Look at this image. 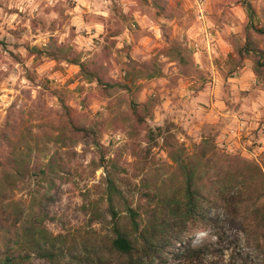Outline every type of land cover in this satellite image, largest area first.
Masks as SVG:
<instances>
[{
  "label": "rangeland",
  "instance_id": "rangeland-1",
  "mask_svg": "<svg viewBox=\"0 0 264 264\" xmlns=\"http://www.w3.org/2000/svg\"><path fill=\"white\" fill-rule=\"evenodd\" d=\"M256 29H264V0H0V158L31 140L42 154L57 146L65 119L58 98L99 131L101 147H72L46 206L43 226L56 236L60 262L75 253L77 264H123L109 247L106 177L115 218L131 236L124 208L153 205L145 190L158 187L181 204V177L159 127L195 164L203 216L171 225L154 264H264V83L251 55L238 53L246 32L264 49ZM52 42L129 88L28 51ZM140 102L151 107L138 124L130 108ZM199 144L207 160L194 155ZM13 198L27 201L23 190Z\"/></svg>",
  "mask_w": 264,
  "mask_h": 264
},
{
  "label": "trees",
  "instance_id": "trees-1",
  "mask_svg": "<svg viewBox=\"0 0 264 264\" xmlns=\"http://www.w3.org/2000/svg\"><path fill=\"white\" fill-rule=\"evenodd\" d=\"M256 31L261 33L264 29H256ZM52 44L51 50L44 48L40 51H28L42 52L50 59H61L77 65L78 72L86 80H93L107 87L117 85L123 89L129 88V84L124 82L103 78L102 72L99 71L100 66H88V63L69 46L55 42ZM239 50L238 53L251 55V69L264 83V49L258 47L246 32ZM156 73L152 70L145 73L144 77H151ZM58 103L65 117L64 130H60L53 137V142L57 146L52 148L51 152L42 154L41 146L31 140L25 142L23 146L10 148L0 158V264H26L31 257L41 259L44 264H63L54 248L56 236L50 234L43 226L44 220L49 217L46 206L55 199L57 181L64 178L65 165L75 153L72 147L77 143L83 147L92 144L99 148L101 145L98 142L99 131L96 126L78 120L72 113L71 106L60 98ZM150 107L145 102L131 106L130 112L135 123L141 124L144 116L150 112ZM159 129L157 127L155 135L160 136L165 143L167 155L181 177L183 200L180 204L178 200L174 201L173 197L166 198L158 187L153 188L155 191L152 192L145 190L143 194L147 199L154 198L153 205L147 206L146 210L139 204L127 205L124 208L130 229L135 232L134 236H131L115 218L116 212L112 202L116 190L113 180L106 177L110 190L107 200L113 232L109 247L125 257L123 264H154L155 259L162 253L164 246L162 236H165L171 225L192 219L197 215L203 216L200 206L201 193L195 183V164L183 148L175 145V142H170L166 135L162 136ZM194 155L199 160H207L204 157L205 149L201 144L195 147ZM101 157L102 154L98 157L100 160L95 162V167L103 165ZM22 190L27 195L26 202L13 198L16 191ZM164 209L166 210L163 211ZM68 261V264H77L79 257L71 253Z\"/></svg>",
  "mask_w": 264,
  "mask_h": 264
}]
</instances>
